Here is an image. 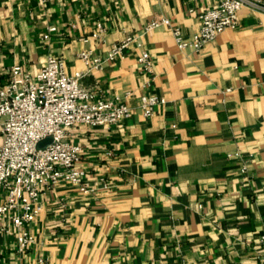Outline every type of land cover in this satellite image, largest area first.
Instances as JSON below:
<instances>
[{
	"label": "crops",
	"instance_id": "crops-1",
	"mask_svg": "<svg viewBox=\"0 0 264 264\" xmlns=\"http://www.w3.org/2000/svg\"><path fill=\"white\" fill-rule=\"evenodd\" d=\"M220 2L0 0V83L13 65L35 74L50 55L70 74L86 72L82 50L105 55L139 37L82 80L133 108L119 123L72 130L94 190H46L29 225L35 242L20 252L17 228L0 231V264H264V13L243 8L237 28L199 51L180 49L170 27L143 32L163 15L191 36ZM51 25L58 30L45 38ZM153 94L166 102L145 116Z\"/></svg>",
	"mask_w": 264,
	"mask_h": 264
},
{
	"label": "built area",
	"instance_id": "built-area-1",
	"mask_svg": "<svg viewBox=\"0 0 264 264\" xmlns=\"http://www.w3.org/2000/svg\"><path fill=\"white\" fill-rule=\"evenodd\" d=\"M243 8L264 13V0H221L218 6L201 12L200 28L191 36L163 15L151 19L143 32L170 27L180 49L199 51L226 29L237 28ZM57 30L56 25L49 26L44 37L49 38ZM104 31L99 23L98 31L92 36L101 38ZM138 38L137 35L127 36L105 55L82 50L80 57L87 65L86 72L70 74L63 57L50 55L37 73L16 64L9 69L8 80L0 83V133L3 138L0 143V231L9 233L11 227L17 228L18 251H26L35 242L29 225L43 209L42 195L46 190L62 182L74 184L84 193L94 190L86 170L80 166L83 147L70 139L72 130L80 124L119 123L132 116L133 108L120 96L110 98L98 94L82 80L89 72L121 58ZM140 47L141 69L151 71V53L141 44ZM165 102L166 98L153 94L143 98L141 108L145 116H151L156 106ZM48 137L51 142L39 147ZM108 153L112 155L111 151ZM262 242L264 246V238ZM46 263V259L40 258L39 264Z\"/></svg>",
	"mask_w": 264,
	"mask_h": 264
},
{
	"label": "water",
	"instance_id": "water-1",
	"mask_svg": "<svg viewBox=\"0 0 264 264\" xmlns=\"http://www.w3.org/2000/svg\"><path fill=\"white\" fill-rule=\"evenodd\" d=\"M51 142V138L48 137L44 140H42L40 143H39V147H45L47 144H49Z\"/></svg>",
	"mask_w": 264,
	"mask_h": 264
}]
</instances>
